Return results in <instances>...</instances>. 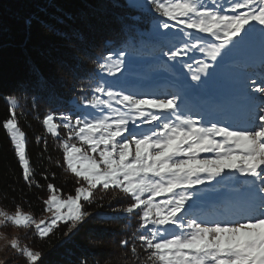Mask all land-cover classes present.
I'll list each match as a JSON object with an SVG mask.
<instances>
[{"label": "snow or ice", "instance_id": "6c2138e0", "mask_svg": "<svg viewBox=\"0 0 264 264\" xmlns=\"http://www.w3.org/2000/svg\"><path fill=\"white\" fill-rule=\"evenodd\" d=\"M119 6L129 9L120 31L105 38L106 54L89 56L92 72L74 76L70 100L45 74L44 62L63 63L59 49L38 46L33 55L27 46L34 30L84 44L76 27L84 17L47 0L23 18L27 79L6 95L0 129L24 185L44 193L36 197L43 207L38 217L14 199L11 212L0 208V227L35 242L61 228L71 238L89 217L119 220L130 229L119 247L136 264H264V0ZM28 94L67 107L34 118L59 143L57 167L74 181L71 192L47 170L38 173L28 154L17 113ZM35 141L47 149L44 137ZM105 196L118 201L108 208L120 215L88 210L104 207ZM9 248L24 264H45L19 238Z\"/></svg>", "mask_w": 264, "mask_h": 264}, {"label": "trees", "instance_id": "16d2710c", "mask_svg": "<svg viewBox=\"0 0 264 264\" xmlns=\"http://www.w3.org/2000/svg\"><path fill=\"white\" fill-rule=\"evenodd\" d=\"M66 10L82 15L85 23H78L86 33L87 40L84 44L74 39H62L48 32H33L32 40L27 48L33 55L38 46L54 45L59 49L60 62H44L45 74L52 82L57 94L64 100L76 99L72 92L75 75L85 76L96 67L89 56L106 54L110 49L105 48V38L120 31V18L126 17L129 9L119 5H125V0H56ZM47 3V0H0V121L7 116L5 97L12 93L19 81L27 79L25 64V48L23 34V18L36 13ZM88 25L92 27L89 28ZM146 27V25H141ZM88 53L86 55L85 53ZM78 65V67H77ZM75 69V71H74ZM89 86V81L84 82ZM20 108L17 109L18 119L23 131L28 138V154L32 159L36 171L47 170L50 182L64 190L65 193L73 191L74 181L61 168L57 167V161H62V150L59 143L46 135L41 124L35 117L38 111L43 117L47 110L61 112L66 111L65 104L53 103L44 94L35 99L31 94L22 95ZM35 99V103H34ZM63 132V130H62ZM64 133V132H63ZM44 137L47 140V149L43 143L37 145L35 138ZM42 159L38 160V157ZM55 173V179H51ZM40 177L37 176V179ZM41 183H45L41 180ZM44 195L36 189H28L22 179L17 166L12 147L3 129H0V208L12 211V201L23 203L25 210L31 204V210L40 216L43 207L36 199ZM98 198L101 195L97 194ZM109 203H118L111 196H105L104 207L92 206L89 211L108 212L110 215H120L108 208ZM136 223L135 220L132 221ZM61 228L50 239L33 241L28 237L27 242L37 251H41L45 264H78L82 257H86L88 264H136L130 252H125L119 247V241L123 238V221H110L101 223L94 217H89L80 226L78 233L71 238L64 235ZM67 241V243H65ZM143 255V254H141Z\"/></svg>", "mask_w": 264, "mask_h": 264}, {"label": "rangeland", "instance_id": "374dc122", "mask_svg": "<svg viewBox=\"0 0 264 264\" xmlns=\"http://www.w3.org/2000/svg\"><path fill=\"white\" fill-rule=\"evenodd\" d=\"M64 135L65 133L62 132V136ZM30 236L31 235L27 234L25 231L18 230L16 228L0 227V264H24L23 259L16 258L17 253L9 248V244L12 239L19 238L22 246L27 244L31 247L27 242V239Z\"/></svg>", "mask_w": 264, "mask_h": 264}]
</instances>
